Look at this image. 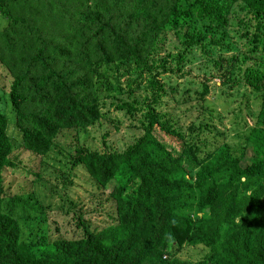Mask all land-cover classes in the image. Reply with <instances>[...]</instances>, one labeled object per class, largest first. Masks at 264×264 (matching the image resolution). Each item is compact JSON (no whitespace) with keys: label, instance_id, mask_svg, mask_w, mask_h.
Segmentation results:
<instances>
[{"label":"trees","instance_id":"16d2710c","mask_svg":"<svg viewBox=\"0 0 264 264\" xmlns=\"http://www.w3.org/2000/svg\"><path fill=\"white\" fill-rule=\"evenodd\" d=\"M0 17V77L21 149L45 157L69 137L68 169L94 188L47 208L68 236L23 228L47 205L4 189V170L40 175L14 156L0 112V264H264V0H0ZM216 31L243 52L212 59L202 43ZM167 32L180 50L158 57ZM196 48L215 74L192 91L197 116L182 128L174 112L187 98L174 95L189 90L168 80L184 76ZM209 78L235 97L234 87L248 90L225 135L205 101ZM101 122L141 134L120 152L90 150L80 133ZM196 246L205 251L195 261L177 257Z\"/></svg>","mask_w":264,"mask_h":264},{"label":"rangeland","instance_id":"374dc122","mask_svg":"<svg viewBox=\"0 0 264 264\" xmlns=\"http://www.w3.org/2000/svg\"><path fill=\"white\" fill-rule=\"evenodd\" d=\"M3 26L4 19L0 17V28ZM160 38L163 42L159 44L158 57H162L166 53L174 55L180 50L178 39L171 32L163 34ZM234 40L235 37L230 32H225V34L222 35L221 31H216L211 37L206 35V39L202 44L205 49L210 52L211 58L214 59L217 55L227 56L237 51L243 52ZM187 58L190 61L189 64H186L183 67V77L180 78L177 75L169 76L168 74L161 76L163 79H165L166 76H169V83L171 85H176L179 91L184 88L189 90V93L187 94L181 93L180 95H174V98L177 100L187 98L184 104H178V107L174 112V116H177L182 128H185L188 122L193 119L194 116H197V103L194 100L192 91L199 89L201 82L204 81L203 79L207 78L210 74H215L211 67V62L206 60L205 56L198 48L194 49ZM169 67L172 68V65ZM0 74H4V70L1 68ZM8 83L9 80L0 77V112L5 116L7 121L5 133L12 143L14 156L20 161L21 166L40 175V180L35 182L32 174L26 176L23 173H19L18 170L13 173L4 170L3 187L9 195L19 194L21 196H29V203L34 207H38L39 204L47 205L43 208L44 210L46 209L45 213H43L45 215L43 220L25 221L23 228L28 229L33 227L32 230L36 229L39 233L45 232L48 239L55 238L56 236H68L70 231L64 226L63 218L56 217L52 222L53 218L48 217L46 214L49 213V209L53 210L58 205L65 208L66 205H68L67 201L64 199L66 196H70V198L75 201L74 196H82V190L89 192L94 191V188L92 187L91 181L81 168L76 167L72 170L68 169L69 163L67 164L68 160L67 156H65L66 152L64 151L63 146L67 143L69 137L64 140H62L63 138H60L58 141L64 142L58 144L56 148H51L45 157H38L21 149L19 143L20 133L17 132L13 125L12 113L6 96ZM206 84L209 90L205 97V101L209 103L211 115L218 117L220 124L223 126V134L225 135L228 130H230V121L234 119L232 113H229V111H235L238 107L241 108V104L237 105L236 101L239 100L238 96L242 91L248 90L242 85L234 87L233 90L237 92V96L235 97L233 94L234 92L231 89L219 88L216 78H209V81L206 82ZM248 104V108L251 112H256L255 108H257V103L255 102V99L253 101L249 100ZM171 105L172 104L169 103L167 106L171 107ZM205 116L206 114L203 113V118H205ZM240 117L244 118L246 125H251V119L247 114V110L243 111ZM219 130H221L220 127ZM104 132H108L105 138L107 145L105 148L101 147V143L99 142V136ZM140 134L141 132L137 128H123L115 133L112 131L110 125L101 122L93 127V130L89 131L88 135L80 133V139L90 150L120 152ZM229 134L231 135V133ZM215 138L221 140L220 136ZM224 140L234 143L229 137H225ZM175 145H178V143ZM210 148H212V146ZM64 168H66L64 172L68 173L71 185L62 186L59 182L62 174L61 170ZM86 201L85 198H82L80 203L82 202L84 205L87 203ZM204 251L205 250L200 246L187 247L179 251L177 257L183 260L195 261L203 255Z\"/></svg>","mask_w":264,"mask_h":264}]
</instances>
